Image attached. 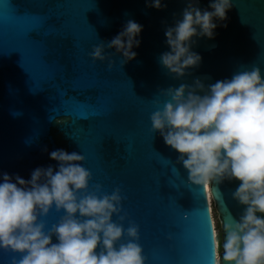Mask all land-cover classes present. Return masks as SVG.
Instances as JSON below:
<instances>
[{"label": "water", "instance_id": "1", "mask_svg": "<svg viewBox=\"0 0 264 264\" xmlns=\"http://www.w3.org/2000/svg\"><path fill=\"white\" fill-rule=\"evenodd\" d=\"M163 2L158 11L146 0H0V174L28 180L38 167L58 170L50 152H77L92 174L89 191L97 184L108 194L121 189L122 214L139 226L145 264H215L222 250L214 247V211L222 241L224 225L243 212L232 198L239 181L207 191L192 185L150 117L168 99L163 90L181 83L207 86L253 66L264 77V0H233L227 27L215 21L214 39L194 37L202 63L183 79L159 58L170 51L165 31L182 18L187 0ZM129 20L143 26L137 58L124 63L106 49L111 68L93 60L94 46ZM64 214L53 208L41 220L50 229ZM20 258L0 249V264Z\"/></svg>", "mask_w": 264, "mask_h": 264}, {"label": "clouds", "instance_id": "2", "mask_svg": "<svg viewBox=\"0 0 264 264\" xmlns=\"http://www.w3.org/2000/svg\"><path fill=\"white\" fill-rule=\"evenodd\" d=\"M198 2L187 0L182 18L165 31L170 51L161 54L159 62L177 79L202 63V57L192 51L193 38L214 39L215 21L227 27V12L233 8V0H210V10L200 9ZM146 3L158 11L165 7L163 0ZM142 31V25L129 20L111 41L94 46L92 59L108 61L111 68L114 61L106 49H114L124 63L135 60L133 49L140 46ZM163 95L168 99L162 106L158 102L151 114L152 129L179 154L177 163L187 171L189 182L207 191L226 180L239 181L232 198L243 208L242 214L224 225L222 241L212 229L214 247L222 250L215 264H264V77L260 68L253 66L207 86L200 79L192 85L181 83L163 90ZM49 155L58 162V170L51 165L38 167L28 180L0 174V249L19 254L13 264H145L139 226L122 214L121 189L108 194L97 184L89 191L92 174L81 166L83 155L63 149ZM53 208L65 214L49 229L41 217L47 218Z\"/></svg>", "mask_w": 264, "mask_h": 264}, {"label": "rangeland", "instance_id": "3", "mask_svg": "<svg viewBox=\"0 0 264 264\" xmlns=\"http://www.w3.org/2000/svg\"><path fill=\"white\" fill-rule=\"evenodd\" d=\"M210 199H211V197H210ZM211 203H212V200H211ZM214 216H215V224H216V230H217L216 234H218V237H219L220 236V227H219V223H218V217H217V214L215 211H214ZM219 239H220V237H219Z\"/></svg>", "mask_w": 264, "mask_h": 264}, {"label": "snow or ice", "instance_id": "4", "mask_svg": "<svg viewBox=\"0 0 264 264\" xmlns=\"http://www.w3.org/2000/svg\"><path fill=\"white\" fill-rule=\"evenodd\" d=\"M208 213H209V208H208ZM209 216H210V213H209ZM210 219H211V217H210Z\"/></svg>", "mask_w": 264, "mask_h": 264}, {"label": "bare ground", "instance_id": "5", "mask_svg": "<svg viewBox=\"0 0 264 264\" xmlns=\"http://www.w3.org/2000/svg\"><path fill=\"white\" fill-rule=\"evenodd\" d=\"M210 190V189H209ZM211 197V196H210ZM211 200H212V197H211Z\"/></svg>", "mask_w": 264, "mask_h": 264}]
</instances>
